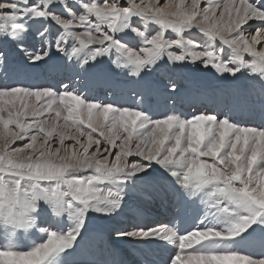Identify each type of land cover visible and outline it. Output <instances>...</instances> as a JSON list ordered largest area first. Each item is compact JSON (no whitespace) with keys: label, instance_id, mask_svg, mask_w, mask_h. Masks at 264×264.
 <instances>
[{"label":"snow or ice","instance_id":"6c2138e0","mask_svg":"<svg viewBox=\"0 0 264 264\" xmlns=\"http://www.w3.org/2000/svg\"><path fill=\"white\" fill-rule=\"evenodd\" d=\"M193 29L205 39L185 35ZM53 45L86 71L106 63L143 78L190 61L264 93V0H0V264H67L153 162L206 210L191 229L132 225L118 237L163 241L164 264H264V120L175 110L154 119L68 84L16 79L54 67Z\"/></svg>","mask_w":264,"mask_h":264},{"label":"bare ground","instance_id":"6f19581e","mask_svg":"<svg viewBox=\"0 0 264 264\" xmlns=\"http://www.w3.org/2000/svg\"><path fill=\"white\" fill-rule=\"evenodd\" d=\"M204 39H205V37H203V40ZM162 65L159 68V72L161 71L160 76L162 78H165V79H168V78L173 79L174 75L177 74L176 69L181 67L180 63H177V64L169 63L168 65L166 64L167 66L164 68ZM161 68L163 69V71ZM33 69H31V71H33V72H32V76H31L32 82L30 81L31 82L30 84H32L34 86L47 87L45 80H49V79L51 81H54L52 83V85H54V88H56V89L58 88V90H62L63 84H68L69 86H74V82L71 81L70 79L67 80L65 78V76L62 75L59 68H58L57 72H55L54 70H52L50 72L49 71L50 69L44 70V68H42V69L41 68H36V69L33 68ZM187 69H189V68H187ZM97 70H99V69H97ZM171 70L174 71L175 73H172ZM120 71L121 72L125 71L123 73H125L124 76H126L127 78L134 77V76L129 75L127 73V70H121L120 69ZM180 72H179V74H180ZM46 73L49 75H47ZM191 73H193V72H191ZM120 74H122V73H120ZM209 74H211V73H209ZM46 75H47V78H46ZM220 76H221V74H220ZM58 77H61V79L63 77L66 80L62 81V83L60 84V80L58 79ZM211 77H213V76H211ZM227 77H229V76H227ZM134 79L137 80L136 82H138V81L140 82L143 80V78H141L142 79L141 80L138 77H134L133 80ZM199 79H200V77H199ZM223 79L221 76V80H223ZM248 80L249 79L247 77H239L237 79L238 83H240L242 85H246V83L254 84L253 82H248ZM23 81H24L23 82L24 84H29L28 83L29 80L26 81L24 79ZM139 82H138V84H139ZM224 82H226V80ZM49 83H50V81H48V84ZM196 83H197V81H196ZM234 83L238 85V83H236V81ZM152 85H153V83H152ZM213 85H214V83H213ZM138 86H140V85H138ZM247 87H251V86L241 87V89L239 91L242 93L245 91L248 92L249 90L247 89ZM86 88H88V87H86ZM143 88L144 87H134V88H131V87L125 88L124 87V88H118L117 89L115 87V89L111 88L112 90H110L109 92H106V93L101 91L100 88H97L96 94H92V92H88L89 89H88V91H83L81 94L85 95V96H89V98L94 99V100H96V102H99V103H112V102H114V104L117 103V105H114L117 107H121V106H123V107H135V106L139 105L140 107H143L144 109L148 110L149 114L152 115L154 119H157L158 116L162 117V114L170 113L173 110H175L177 113H183V114L186 113L190 117L195 111H198L199 108L201 107V103H202L201 100L193 103V106H194L193 110L189 109L188 105L191 102L187 101V100L184 101L185 98L181 99L182 101L177 100V98L173 99L172 101L171 100L168 101L167 98L169 96H173V95L175 96V93L173 92V90H170L168 92L169 87H165L164 85L159 90H149V91H145V93L143 91ZM253 88L249 92H253V91H255V92L250 93V95H248L246 98L239 97V99L230 100L228 98L230 95H232V94H230V95H228L227 98L215 100L213 103V106H216L215 112H216V109H219V111L222 110L221 111L222 113H227L230 115V113L241 112V110H242V112H243V110L249 111L250 108L248 106L251 107L253 103L255 104L254 107L256 105H258L261 102L262 95H264L261 93L262 91L258 92L257 90H255ZM77 89H79V91H81V90L85 89V87L84 86L82 88L77 87ZM129 89H132V90H129ZM154 89H157V88H154ZM128 90L131 92L130 94L127 93ZM146 90H147V88H146ZM149 92H151V93L156 92V93H154L153 95L150 96L147 94ZM198 93H200V92H198ZM205 98L203 99L205 101V103L204 104L202 103V105H205L203 108V112H205L207 114H211V113L216 114L215 112L209 113V111L208 112L206 111L207 107L211 106V105H209L210 103H208V101ZM240 98H242V99H240ZM250 101H252L253 103ZM185 102H187V103H185ZM248 103H249V105H248ZM226 108H228V109H226ZM261 113H262V111H261ZM221 118H223V117L221 116ZM256 119L257 118H255V120ZM255 125H258L257 122L255 123ZM137 160H139V158ZM162 173L165 174L164 172H162ZM163 174H161V175L163 176ZM164 176H168V175H164ZM160 181H161V178L159 176L157 178L148 180L146 182L138 181L134 186H129L128 193L131 194L134 192L135 194H137L139 196V198H136V199H134L131 196H128L126 198V204L128 203L127 207L130 211V218L129 219L126 217L125 218H114V216L110 219L109 218H102L101 219L102 224L107 225L108 228L111 227L113 229L130 228L132 225H140L143 227H160L164 224H168L169 226H173L174 222L177 221V217H179L181 215V213L183 212V210L185 209L188 215L191 213L193 214V219L191 220V222H186L185 226L181 230L191 229L193 227L194 223L196 222V218L198 216L203 215V212L206 210V206L198 199H195V202H193L194 198L188 197L184 193V191H181V188L175 189V190L171 188L173 190V193H171V195L174 196V198L171 200V195L169 196L170 192L169 193L167 192L168 194L165 193V195H163V193L161 192L163 188L170 185L166 182V181H168V178L166 180H164V186L161 183L162 181L161 182ZM155 193L160 194L156 198L157 200H155V198L151 196L152 194L154 195ZM151 198H154L155 201L152 199L153 201L150 202ZM145 199H148L151 204H155L158 212L157 211L154 212L151 208H147L145 206V201H144ZM172 201H173V204H169ZM167 202H169V203L167 204ZM164 204H166L167 207L164 206ZM116 219L118 221H116ZM129 221H130V223H128ZM119 224H123V225L120 227ZM100 227H101V229H94V231L92 230L91 231L92 233L86 232L84 234V236L87 235V237H88V235L92 234V238H90L91 240L93 239L92 241L94 242V244L92 246L89 245L91 242L90 243L85 242L86 243L85 247H82V244L84 242L82 240L83 243H81L80 242L81 239L78 238V247H77L75 253H73L72 255L69 256V257H73L72 261H71V258L67 257V262L69 264L75 263L77 261H79V262L84 261V260H86L85 258H87V260H88V258L91 257L90 255L93 252H97V251L100 252L98 254L103 259V261H105L104 264H109L111 262H112L111 264H143V257L146 258L147 260L150 257L149 250L151 252H154L155 250H157L158 254H155V255L153 254V255L156 256L157 258L163 260L162 263H164V260L167 259L168 253L165 250V248L163 247V245H164L163 241H158V240L142 241V240H136V239H131V238H121V237H118L116 232H115V233H113V235L117 238L113 239L115 243L112 245V243L107 242L106 236H103L104 234L105 235L108 234V231H107L108 229L106 230L105 227H103V226H100ZM97 230L98 231L100 230V233ZM101 232L102 233L104 232L103 235L101 234ZM90 237H91V235H90ZM90 239H89V241H90ZM86 241H88V240H86ZM80 250H83V251L80 253ZM102 253H103V255H102ZM140 254L143 255L142 258L140 257ZM103 256L104 257L106 256L107 259L104 260ZM94 259H95V257H94ZM96 261L97 260L95 259V262ZM148 261L152 262V260H148Z\"/></svg>","mask_w":264,"mask_h":264},{"label":"rangeland","instance_id":"374dc122","mask_svg":"<svg viewBox=\"0 0 264 264\" xmlns=\"http://www.w3.org/2000/svg\"><path fill=\"white\" fill-rule=\"evenodd\" d=\"M102 2V0H101ZM187 3H190L191 0H186ZM160 4L161 5H164L165 4V0H160ZM204 3L201 4V7H204ZM155 27V26H153ZM170 34V33H169ZM186 36H190V35H195L197 36L198 40L200 41H203V36L201 34H199L196 29H193L192 32L190 33H185ZM199 50V49H198ZM52 52L55 53V47L53 45L52 47ZM103 60H107L108 58L105 57V58H102ZM163 65V68L166 67L169 63L165 62L162 63ZM167 64V65H166ZM184 65V66H183ZM183 65L181 64L179 68H177L176 72L177 74L174 75L173 79H165V78H162L160 76V72H159V69H157L156 71L148 74V75H145L143 76V80L142 81H138L136 82L137 80H133L134 77H129L127 78L125 75V71H120L119 68H116L114 65H110V64H101V65H98L97 68L95 69H91V70H85V69H82L80 68L77 64H75L74 62H70V61H67L66 59L63 58V54H60V53H55V56H54V67H50V68H44V70L46 69H50L49 71L51 72L52 70H54L55 72H57L58 68L60 69V72L62 73L63 76H65V78L68 80L70 79L71 81L74 82V87H85V89L79 91L80 93H82L83 91H89L88 92H92V94H96L97 92V88H100L101 91L103 92H109L110 90H112L111 88H114L115 87L118 89V88H126V87H131V88H134V87H144L143 88V91L145 93V91H149V90H159L160 88H162V86L164 85L165 87H169V90H173L171 85L174 83L176 85V90L173 91L175 93V96H169L167 98L168 101H172L173 99H176L179 100V101H182L181 99H184V101H190L191 103L188 105L189 106V109L193 110L194 107L193 106V103L194 102H197L199 100L202 101V103L204 104L205 101L203 100L205 97V99L208 101V103H210L209 105L211 106H208L209 108L211 109H214V106H213V103L215 100H219V99H222V98H227L228 95H230L228 98L230 100L232 99H239V97H243V98H246L248 95H250V93H253V92H249L253 89L257 90L258 92H261V89L259 87V85L257 83L254 82V80H248V82H253L254 84L252 83H246V85H242L240 83H238L237 79L238 78H231L230 75H221L222 76V79L221 80V76L219 73H217L215 71V69L211 68V67H208V68H204L203 65L199 64L198 62L197 63H192L190 61L188 62H184ZM186 66V67H185ZM87 66H85L86 68ZM111 67V68H110ZM189 68V69H187ZM31 69L33 68H29L27 69L25 72H23L19 77H16V79H18L23 85H31V86H34L32 84H30L32 81H31V76H32V72ZM36 69V68H35ZM42 69V68H41ZM40 69V70H41ZM99 69V70H97ZM117 69V70H116ZM162 69V68H161ZM29 70V71H28ZM34 70V69H33ZM170 70V69H169ZM28 71V72H27ZM31 71V72H30ZM163 71V69H162ZM181 71V72H180ZM116 72V73H115ZM172 73H175L174 71L171 70ZM180 72V74H179ZM193 72V73H191ZM200 72V73H199ZM122 73V74H120ZM159 73V74H158ZM211 73V74H209ZM47 74V73H46ZM190 74V75H189ZM49 75V74H47ZM47 75H46V78H47ZM30 76V77H29ZM198 76V77H197ZM213 76V77H211ZM229 76V77H227ZM27 77V78H26ZM125 77V78H124ZM200 77V79H199ZM216 77V78H215ZM30 78V79H29ZM65 78L62 77H58V79L60 80V84L62 83V81L66 80ZM179 78V79H178ZM26 80L28 81L29 84H24L23 80ZM132 79V80H131ZM146 79V80H145ZM150 79V80H149ZM212 79V80H211ZM232 79V80H231ZM235 79V80H234ZM79 80V81H78ZM131 80V81H130ZM162 80V81H161ZM174 80V81H173ZM187 80V81H186ZM214 80V81H213ZM217 80V81H216ZM221 80V81H220ZM226 80V82H224ZM228 80V81H227ZM234 80V81H233ZM31 81V82H30ZM47 81V80H45ZM197 81V83H196ZM219 81V82H218ZM223 81V82H222ZM231 81V82H230ZM233 81V82H232ZM236 81L237 84H235L234 82ZM132 83V84H131ZM143 83V84H142ZM153 83V85H152ZM214 83V85H213ZM47 84V83H46ZM137 84V85H136ZM135 85V86H134ZM140 85V86H138ZM142 85V86H141ZM47 86H53V85H48ZM246 86H251V87H247V89L249 90L248 92H240L239 90L241 89V87H246ZM256 86V87H255ZM258 86V87H257ZM54 87V86H53ZM72 87V86H70ZM88 87V88H86ZM157 88V89H154V88ZM104 88V89H103ZM147 88V90H146ZM149 88V89H148ZM260 90H259V89ZM145 89V90H144ZM58 90V88H57ZM79 90V89H78ZM91 90V91H90ZM129 90H132V89H129ZM128 90V94H130L131 92ZM199 90V91H198ZM187 92V93H186ZM200 92V93H198ZM154 93L156 92H149L147 93L148 95H153ZM262 93V92H261ZM146 94V95H147ZM221 94V95H220ZM264 94V93H262ZM89 97V96H87ZM170 98V99H169ZM98 99V98H97ZM242 99V98H240ZM96 102V100H94ZM252 102V101H250ZM187 103V102H185ZM201 103V107L202 108H199L198 111H195L193 114H199L200 112H203V108L205 105H202ZM253 103V102H252ZM114 104V102H113ZM260 104V110H261V102L259 103ZM114 105H117L114 104ZM249 105V103H248ZM254 103L252 104V106H248L250 108V112L253 113V111H255L257 105L254 107ZM187 106V107H188ZM174 108V107H173ZM228 109V108H226ZM253 110V111H252ZM212 112V110L210 111L209 110V113ZM212 114V113H211ZM157 118H162L161 116H158ZM74 131V130H73ZM86 131H91L90 129H86ZM94 136H96L97 138H100L99 137V133H93ZM102 139V138H101ZM81 140L82 141H85L86 142V138L85 137H81ZM23 142L22 141H17V144L16 145H13V147L17 146V145H21ZM66 144L68 143H72V141H65ZM120 141H117V144H119ZM55 147V144L54 146ZM95 147V146H93ZM119 149H113V152L115 151H118ZM91 151V149H90ZM141 159L140 157H129V160H137V159ZM207 159H210V158H207ZM153 167L156 169V171L154 173H152V175L148 178H145L143 181H140V182H146L148 180H151V179H154V178H157L160 176L161 178V183L163 184L164 186V180H166L168 178V181H166L168 184V186H166L165 188L162 189V193L163 195H165V193H169V196L171 195V193H173V190L172 189H179L180 186L175 184L173 182V179L172 177H170V175L168 173H166L162 168H160L159 165H155L154 162H153ZM162 172H164L165 174H163ZM163 174V176L161 175ZM164 175H168V176H164ZM167 177V178H166ZM170 179V180H169ZM172 188V189H171ZM164 190V191H163ZM181 191H183L181 189ZM167 193V194H168ZM160 194L159 193H155L154 195L152 194L151 196L155 198V200H157L156 198L159 196ZM128 196H131L133 197L134 199L136 198H139V196L137 194H135L134 192L133 193H128V195L126 196V198ZM126 198H125V203H124V206L122 208V210H120L118 212V214L114 215V218H130V211L127 207V204H126ZM154 198H151L150 202H152L154 200ZM174 198V196L171 195V200ZM153 199V200H152ZM154 200V201H155ZM199 200V199H198ZM145 206L147 208H151L154 212L157 211L156 209V205L155 204H151L149 202L148 199H145ZM169 202H167L168 204ZM169 204H173V201L170 202ZM164 206L167 207L166 204H164ZM158 212V211H157ZM158 214V213H157ZM170 214V213H169ZM116 221H118L116 219ZM130 223V221L128 222ZM123 224H119V226L121 227ZM100 226H103L105 227V229L108 231V234L107 235H103V233L101 232V234L103 236H106V240L107 242L109 243H112V245L115 243L113 239H116L117 237H115L113 235V233L116 232V229H113V228H108L107 225H103L102 222H101V219H98L96 221H94L93 223H91L88 227V230L87 232H91L92 230L94 231V229H101ZM98 231V230H97ZM100 233V230L98 231ZM92 233V232H91ZM91 235V237H90ZM88 235H85L83 237V239H81V243L82 244V247H85V242H88L90 243L89 245H93L94 242L90 239L92 238V234ZM88 239H87V238ZM90 239V241H89ZM83 240V242H82ZM85 240V241H84ZM88 240V241H86ZM118 240V239H117ZM258 246V245H257ZM83 250H80V253L82 252ZM85 252V251H84ZM95 253V254H94ZM100 252H93L90 256V258H85L86 260L84 261H89V262H95V259L100 262V264H104L105 261H103V259L100 257V255L98 254ZM98 255V256H97ZM103 255V253H102ZM95 257V259H94ZM104 257V256H103ZM71 258V261H72V258L73 257H69ZM92 258V259H91ZM83 259V258H82ZM107 259V257L105 256L104 257V260ZM102 260V261H101ZM133 260V259H132ZM84 261H77L75 263H70V264H81L82 262ZM96 261V262H97ZM79 262V263H78ZM102 262V263H101ZM165 262V260H164ZM112 263V262H111ZM109 263V264H111ZM67 264H69L67 262Z\"/></svg>","mask_w":264,"mask_h":264}]
</instances>
